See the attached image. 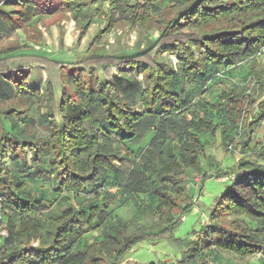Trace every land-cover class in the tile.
<instances>
[{
  "label": "trees",
  "instance_id": "1",
  "mask_svg": "<svg viewBox=\"0 0 264 264\" xmlns=\"http://www.w3.org/2000/svg\"><path fill=\"white\" fill-rule=\"evenodd\" d=\"M92 1L95 0H44L41 5L38 0H8L0 6V16L5 15L11 24L18 20L19 26L35 11L42 9L50 14L64 7L74 11L80 37L97 11ZM153 1H135L134 6L143 9L142 18L149 15V6L144 5L154 4ZM10 5L18 6L13 9ZM259 10H264V0H186L183 10L167 21L154 18L160 34L145 50L126 55L96 52L73 62L72 65L78 68L71 74L64 73L65 64L40 55L21 54L1 59L0 76L19 92L30 95L38 93L26 83L30 69L44 67L48 86L57 89L59 101L56 115H39L38 124L48 132L47 136L17 137L7 129L5 116L0 114V219H6L8 230V235L1 241L4 240V245L11 244L16 236L26 240L25 247L1 253L0 264H119L120 259L139 242H166L175 253L194 241L202 248L214 246L243 257L264 254V241L236 219L230 222V226L212 223L182 237L174 234L178 222L153 234L143 232L123 237L120 226L105 221L104 211H97L93 206L87 211L69 205L58 215L42 222L28 213L44 210L45 204L25 190L24 182L15 175L16 169L29 171L30 167H41L38 174L47 172L57 178L55 190L59 193L76 196L92 186L87 194L95 195L97 188L110 185L119 188L126 196L129 193H149L156 201L157 210L178 207L167 182L179 183L174 175L176 170L184 167L198 170L201 167L206 144L200 130L210 127L208 120H216L219 116L212 108L215 103L204 98L196 102L193 98L189 100L192 92L187 88L186 80L194 82L196 79L195 83H200L198 91H205L209 87L208 78L219 77L216 73L221 71L222 77H228L235 65L250 59L264 45V12L257 17H247ZM135 12L129 13L131 23L136 20ZM209 21L218 22L220 26L201 33L186 31L194 24L204 25ZM113 23V14L108 13L100 33ZM155 53L175 56L179 70H167L153 59ZM66 78L74 96L66 91ZM249 81L252 85L264 87V80L257 74ZM240 94L236 91L220 92L222 112L219 113L222 116L219 118H223L220 127L224 137L225 132H231L241 123L244 134L241 137L245 138L249 119L264 120V107L252 117L244 116L245 109H250L255 99ZM134 103L139 105L136 110L131 107ZM197 105H201L202 110L198 116L192 112ZM188 107L191 112L185 114ZM147 131H152V136L144 150L138 149L141 152L139 164L134 165L123 181L117 176H106L105 171L114 172L116 162L128 158L127 153L122 154L119 148L112 147V143L138 145ZM231 137L225 138V148L232 145L235 134ZM174 144L176 153L171 152ZM131 153L133 151L128 152ZM148 154L158 157L155 165L150 163L152 157ZM233 174L230 187L213 198L210 216L245 214L258 221L264 231V164L254 157H242L237 160ZM205 178L202 176L201 180ZM190 210V206L182 209L186 214ZM13 217L20 219L15 222ZM102 222L105 242L88 245L73 253L78 238ZM42 231L48 242L31 245L43 235ZM157 264L193 263L183 257Z\"/></svg>",
  "mask_w": 264,
  "mask_h": 264
},
{
  "label": "rangeland",
  "instance_id": "2",
  "mask_svg": "<svg viewBox=\"0 0 264 264\" xmlns=\"http://www.w3.org/2000/svg\"><path fill=\"white\" fill-rule=\"evenodd\" d=\"M7 1L2 0L1 3L5 4ZM38 1L42 5L44 0ZM135 1H92L91 4L96 6L97 11L85 33L80 37H78L80 27L75 20L74 11L64 7L50 14H46L42 9L35 11L28 18L25 17L26 21L19 26H17L18 20L12 23L13 25L11 23L6 24L5 22H9L6 21L5 15L0 16V52L15 49L24 53L33 52L43 58L54 59L65 64L64 73L71 74L78 68V66L72 65L73 62L96 52L103 51L106 55H126L145 50L153 44L160 34L154 18L167 21L182 11L186 5V0H155L153 1L154 4L144 5L145 7L149 6V15L142 18L143 9L134 6ZM17 6L11 7L15 9ZM131 11H136L134 23H131V19L128 18ZM263 12L264 10L253 11L247 17H257ZM108 13L113 14V26L100 33V30L104 28ZM219 26L218 22L209 21L204 25L194 24L192 27H188L186 31L201 33L211 31ZM261 48L264 50V45ZM153 59L167 70L170 68L179 70V62L173 55L155 53ZM31 70L32 72L29 73L32 74L29 75L30 77L27 76L26 83L30 88L38 90V93L33 95L19 92L9 81L8 83L0 76V114L5 116L7 129L20 138L47 136L48 132L38 124L39 115L42 113L57 114L59 93L56 88L48 86L46 69L41 66H34L31 67ZM33 74H35L34 78L37 79V82L39 81L38 85L36 82L32 83ZM178 74L181 75V73ZM254 74L261 76L264 80V51L260 56H253L241 64L235 65L227 74L228 77L208 78L209 87L205 90L206 94L203 90L198 91L197 87L200 83H195L196 79L194 82L187 79L186 86L192 92L189 94V100L193 98L196 102L204 98L207 102L215 103L212 108L221 118L222 114L219 113L222 112L220 109L222 105L219 104L220 92L223 90L227 92L236 91L237 94L249 95L255 99L254 105L250 109L246 108L244 112V116L252 117L260 108L264 107V87L257 84L252 85L249 81V78ZM64 83L67 88L66 91L71 93L73 90L68 78L64 80ZM210 103L207 105L211 106ZM138 106L136 103L131 105L135 110ZM190 109L188 107L185 114L190 113ZM15 110L23 113H16ZM192 112L197 116L202 114L201 105L195 106ZM219 116L216 120L207 121L210 127H204L200 130L202 140L206 144L201 167L198 170L186 167L182 170H176L174 175L177 176L176 181L179 183L167 182V188L176 198L178 207L168 211L157 210L156 201L149 193H129L126 196L116 186L110 185L104 188L99 187L97 192H94L95 195L85 197L84 194L93 189L91 186L88 190L81 192L83 195L78 199L72 198L67 192L59 193L55 190L57 178L54 175H49L47 172L38 174L41 167H30L29 171H22L23 168L20 171L16 169L15 175L24 182L25 190L43 201L45 209L42 212L31 211L28 215L44 222L47 216L58 215L55 213L61 211L62 207L74 205L88 211L90 206H93L97 211H104L105 221L120 226L123 237L143 232L153 234L173 222L179 224L178 228L175 229V236L182 237L191 230H199L212 223L230 226V222L236 219L239 223L250 227L258 239L264 241V231L260 229L259 222L245 214H220L213 218L209 214L213 198L230 187V183L234 179L233 170L237 168V160L242 157L246 159L254 157L259 163L264 164V120L250 121L249 119L248 135L245 133V138L241 137L244 136L241 131V123H238L237 128L231 129V132H225L227 135L224 137L220 127L223 118L220 119ZM232 134H235L232 145L230 148H225L224 140L225 138H232ZM245 140H248L246 144L244 143ZM127 144L125 146L118 141L114 143V146L118 147L122 154L127 153L128 155L125 161L116 162L117 167H121V171H118V174L115 173V176L122 181L127 177L128 171L135 164H139L138 157L141 152L139 153L138 147L144 150L147 139L141 140L138 145L128 146ZM130 151L133 153L129 155L128 152ZM134 152L136 153L134 154ZM171 152H177L175 144L171 148ZM148 156L152 157L150 159L151 164L155 165L158 162V157H153L150 154ZM107 172L111 175L114 174L112 170ZM202 176L206 178L201 180ZM154 178L157 179L158 177L154 176ZM108 179L110 178L108 177ZM185 206L191 208L187 214L182 211ZM6 211L9 212V210ZM13 219L16 222L20 218L15 219L13 217ZM97 227L95 236L103 232V222ZM42 232L43 235L30 243L31 245H43L48 242L46 234L44 231ZM25 243V238L16 236L14 242L8 246V250L5 252L10 251L13 246L16 249L22 248L23 245L26 246ZM91 244L94 243L89 245ZM1 248L0 254L4 251ZM183 257L189 258L193 264H264L263 253L243 257L214 246L202 248L194 241L178 253H175L166 242H139L120 259L119 264H157L159 261L168 263Z\"/></svg>",
  "mask_w": 264,
  "mask_h": 264
},
{
  "label": "crops",
  "instance_id": "3",
  "mask_svg": "<svg viewBox=\"0 0 264 264\" xmlns=\"http://www.w3.org/2000/svg\"><path fill=\"white\" fill-rule=\"evenodd\" d=\"M2 0H0V6L1 5H3L2 3ZM6 24H10V23H7V22H5ZM4 23V24H5ZM9 53H11V54H9ZM24 52H20V51H16V49L15 50H5V51H2V52H0V60L1 59H4V58H13V57H15V56H17V55H21V54H23ZM24 54H27V55H38V54H34L33 52H26V53H24ZM30 72H32V70L30 71ZM32 74V73H31ZM31 74L29 73V75L31 76ZM28 75V77H30ZM34 75L35 74H33L32 75V83H34V82H36L37 84L36 85H38V83H39V81L37 82V79L36 78H34ZM5 81H7V80H5ZM8 82V81H7ZM7 82H5V83H7ZM4 83V82H3ZM9 83V82H8ZM11 83V82H10ZM12 84V83H11ZM13 85V84H12ZM35 85V86H36ZM41 85V84H40ZM14 86V85H13ZM41 87V86H40ZM1 93V92H0ZM151 133V134H150ZM151 136H152V131H147L146 132V134H145V136L143 137V139L142 140H146L147 139V144L149 143V140H150V138H151ZM113 145H112V147H115L114 146V142L112 143ZM140 144V143H139ZM128 146H130L131 144H127ZM117 149H118V147H116ZM130 148V147H129ZM138 149H139V147H138ZM43 169H45L44 167H43ZM133 168H131L129 171H128V174H129V172L132 170ZM108 171V170H107ZM107 171H105V175L107 176H114L115 177V173H117L118 174V171H121V167L120 168H118L117 167V165H116V169H115V171H114V174L113 175H111L110 173H108ZM128 176V175H127ZM106 186H108V185H106ZM117 188V187H116ZM117 189H119V188H117ZM83 193V192H82ZM82 193H79L78 195H74V196H72V194H69V195H71V197L73 198V197H75L76 199H78L79 197H81V195H83ZM85 195V197H90V196H93V195H89V194H84ZM38 200H40L39 198H38ZM42 203H43V201L42 200H40ZM64 208H66V207H62L61 208V210L62 209H64ZM82 209V208H81ZM84 209V208H83ZM43 211V210H42ZM41 211V212H42ZM60 212V211H59ZM59 212H56L55 214H59ZM50 217V216H49ZM47 218H48V216H47ZM46 218V219H47ZM42 222H43V220H41ZM45 221V220H44ZM97 228L98 227H95L94 229H92V230H90V231H87V232H85V233H83L79 238H78V240H77V244L75 245V247L73 248V250H72V252L73 253H76V252H78V251H81V250H83L85 247H87L90 243H98V242H105V233H104V228H103V232L100 234V235H97V236H95V234H96V231L95 230H97ZM4 245V240L1 242V244H0V247H2ZM9 245H11V244H7V245H4V247H3V250L5 251V250H8V246ZM23 247H25L24 245L22 246V248ZM18 249H20V248H18ZM15 250H17L16 249V247L15 246H13L12 248H11V250L10 251H6V253H10V252H12V251H15ZM3 251V252H4Z\"/></svg>",
  "mask_w": 264,
  "mask_h": 264
},
{
  "label": "built area",
  "instance_id": "4",
  "mask_svg": "<svg viewBox=\"0 0 264 264\" xmlns=\"http://www.w3.org/2000/svg\"><path fill=\"white\" fill-rule=\"evenodd\" d=\"M263 48L259 49L253 56H260L262 54ZM251 56V58L253 57ZM217 76L222 77V71L216 73ZM231 146H228V148H230ZM8 235V230L6 228V219H0V240L3 239L4 237H6Z\"/></svg>",
  "mask_w": 264,
  "mask_h": 264
}]
</instances>
